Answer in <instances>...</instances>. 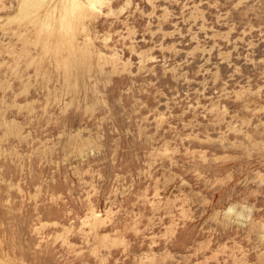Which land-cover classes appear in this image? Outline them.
<instances>
[{"label": "rangeland", "instance_id": "rangeland-1", "mask_svg": "<svg viewBox=\"0 0 264 264\" xmlns=\"http://www.w3.org/2000/svg\"><path fill=\"white\" fill-rule=\"evenodd\" d=\"M0 264H264V0H0Z\"/></svg>", "mask_w": 264, "mask_h": 264}]
</instances>
